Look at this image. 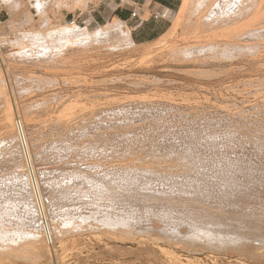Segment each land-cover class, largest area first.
<instances>
[{"label": "rangeland", "instance_id": "374dc122", "mask_svg": "<svg viewBox=\"0 0 264 264\" xmlns=\"http://www.w3.org/2000/svg\"><path fill=\"white\" fill-rule=\"evenodd\" d=\"M206 1L190 0L180 19L184 4L180 0L166 32L139 44L132 41L127 22L112 20L90 27L71 24L64 13L84 9L80 0L70 4L67 0H0V9L9 14L0 23V45L5 48L0 51L4 92H0V123L7 99L14 117L23 119L53 238V244L47 246L40 237L48 250L46 257L32 258V243L24 240L17 254L21 261L15 255L17 258L0 260V264H263L249 253L260 246L251 237L253 232L261 233L259 221H246L248 227L243 228L231 207L224 209L225 214L216 204L199 202L202 210L206 206L209 212H203L197 202L184 210L155 205V216L134 204L130 209L128 204H115L112 211L100 206L108 215L97 207L105 203L103 206L111 209L113 204L105 197L109 187L124 193L131 189L138 195L147 192L162 199L165 195L167 202L172 194L193 198L221 191L232 201L236 197L234 193L230 198L233 189L242 195L249 188H264V34L259 36L262 39L251 41L258 46L256 54L243 51L244 56L223 54L224 58L218 50H182L183 45L196 40L188 32ZM220 23L209 14L199 23L198 31H218ZM111 24H117L124 35L107 36L104 30ZM66 28L86 32L89 37L71 39ZM191 57L199 58L198 62ZM14 143L10 139L0 143V220L3 209L21 192L15 173L17 164L22 163L21 153L18 150L12 162L6 158ZM102 187L106 191L100 194L106 201L102 202V197L96 204L94 193L102 192ZM235 205L239 208L237 202L233 208ZM104 215L111 220L105 221ZM24 222L21 230L31 231L33 226ZM112 223L118 224L113 227ZM220 225H227L224 228L239 234L240 240L250 237L255 246L251 243L246 251L244 242L236 239L232 242L239 243L241 250L230 241H224L223 247L217 238L218 228L225 230ZM36 228L42 236L40 223ZM207 229L217 239L216 235L206 237L203 230ZM169 230L175 239L168 237ZM197 230L200 236L196 237L202 240L185 241L187 231ZM209 237L213 243L207 241ZM215 242L219 245L213 246Z\"/></svg>", "mask_w": 264, "mask_h": 264}, {"label": "bare ground", "instance_id": "6f19581e", "mask_svg": "<svg viewBox=\"0 0 264 264\" xmlns=\"http://www.w3.org/2000/svg\"><path fill=\"white\" fill-rule=\"evenodd\" d=\"M189 1L190 0H184V4H183V6H182V8H181V11H180V16H179V18L181 19V18H183L182 16L185 14V11H186V9H187V7H188V4H189ZM209 14H211V15H213V16H215L216 17V19L219 21V22H221L219 25H218V31H212V32H199L198 31V26H199V23L204 19V18H206V16H208ZM118 20H115V22H117ZM117 25V24H116ZM115 24H111V25H109L104 31H105V33L107 34V36H115V35H117V34H122V36L124 35L123 34V30L122 29H120V28H118V26H116ZM67 29V28H66ZM71 29V28H70ZM73 29V28H72ZM64 30V29H63ZM74 30V29H73ZM80 30V29H79ZM190 30V32H188V31H186V32H188L189 33V35L188 36H190V33H191V35H192V37L194 36V38H196V40H194V42L192 43V44H188L187 46H185V45H183V46H185V47H181V49L183 48H189L190 50H194V52H195V50H199V51H201V50H210V52L211 51H216V50H218L219 52H221L222 53V55L223 54H230L231 55V58L233 57V55H236V56H239L240 54H242V52L243 51H246L247 53L249 52V53H255L256 51H258V50H256L257 48L256 47H258V46H256V42L255 43H252L251 41H253V40H256L257 41V39H259L260 37V35L262 36V33L264 34V0H207L206 2H205V4L202 6V8H200V10L195 14V19H194V21H192V27L189 29ZM65 31V30H64ZM67 31H68V29H67ZM83 31V30H82ZM127 31V30H126ZM61 32V31H60ZM63 33V32H62ZM126 33V32H125ZM68 35H69V37H72L71 39H73V38H75V39H84V38H88L89 37V34L88 33H86V32H78L77 30L76 31H68ZM126 35V34H125ZM186 35V36H187ZM66 37V36H65ZM68 37V38H69ZM106 37V36H105ZM184 38V37H183ZM70 39V38H69ZM185 39V38H184ZM193 39V38H192ZM260 39H262V38H260ZM186 40V39H185ZM184 40V41H185ZM191 40V39H190ZM189 40V41H190ZM254 42V41H253ZM263 42V41H262ZM184 43V42H183ZM258 44V43H257ZM259 45V44H258ZM2 48H4L2 45H0V51L2 50ZM186 48V49H187ZM191 48H193V49H191ZM5 49V48H4ZM182 49V50H183ZM179 50V49H178ZM181 50V51H182ZM188 50V49H187ZM180 51V52H181ZM251 51V52H250ZM186 52V51H185ZM217 52V51H216ZM215 52V53H216ZM218 52V53H219ZM246 52H244V54H245V57H246ZM191 53V52H190ZM197 54V53H196ZM195 54V55H196ZM207 54V53H206ZM238 54V55H237ZM256 54V53H255ZM187 55V54H186ZM201 55V54H200ZM213 55V54H212ZM221 55V54H220ZM247 55H249V54H247ZM184 56V55H183ZM191 56V55H190ZM189 56V57H190ZM197 56V55H196ZM202 56V55H201ZM203 56H204V54H203ZM203 56H202V58H203ZM211 56V55H210ZM217 56H218V54H217ZM224 56V55H223ZM241 56V55H240ZM239 56V57H240ZM242 56H244L243 54H242ZM250 56H252V55H250ZM255 56V55H254ZM220 57V56H219ZM227 57V56H226ZM192 58V57H191ZM224 58H225V56H224ZM246 58H248V57H246ZM253 58V57H252ZM184 59V58H183ZM193 59V58H192ZM196 59V58H195ZM195 59H193V60H195ZM198 59L199 58H197V60H195V62L197 61L198 62ZM188 60V59H187ZM192 60V61H193ZM258 64V63H257ZM244 67V66H243ZM231 68V67H230ZM258 79V78H257ZM0 81H1V79H0ZM253 84V83H252ZM260 86V85H259ZM3 87V86H2ZM1 87V82H0V92H2V90L1 89H3ZM261 87V86H260ZM4 91V90H3ZM4 92H2V94H3ZM1 96V95H0ZM5 98V97H4ZM4 98H2V99H4ZM5 102H4V112H3V114H2V116H1V131H0V143H2V141L3 140H5V141H7V139H10L11 141H13V143L16 141V140H18V142L17 143H14V145L12 146V145H10V146H12V147H7L6 149L7 150H9V152L7 151V150H5V151H7L8 153H7V157L6 158H8V159H10V162H12L14 159H11L12 157H15L16 156V153L18 152V150L20 151V153H21V157H22V163L21 164H17V169H16V174H18V180H19V182H18V186H20V188H21V192L16 196H13L12 198V202H10V206H7V209H3V211H2V213H1V220H0V260H7V258L9 259H11V257H12V259H14V257L13 256H15V255H17L18 253H20V249H21V247H20V243H22V241H24V240H26V241H28V242H31L32 243V245H31V243H29L30 245H31V247H32V258H35V257H46L47 255H48V250L46 249V247L43 245V239H44V237H43V232H42V225H41V223L43 222V221H45L46 222V224L48 225V227H49V229L51 228L50 226H49V223H48V219H47V216H46V211H45V207H44V203H43V198H42V194H41V192H40V188H39V181H38V178H37V176H36V173H35V170H34V168H33V164H32V159H31V155H30V151H29V146H28V142H27V138H26V134H25V129H24V125H23V119H21V118H18V117H14V114L15 113H13V110H12V107L10 106V104H9V101L7 100V99H5L4 100ZM230 111V110H229ZM240 111V110H239ZM235 112V111H234ZM262 112V111H261ZM258 114V113H257ZM230 116V115H229ZM237 117V116H236ZM239 117V116H238ZM245 117V116H244ZM255 117V116H254ZM261 117V116H260ZM231 118V117H230ZM240 118V117H239ZM243 118V117H242ZM233 119H235L234 117H233ZM245 119V118H244ZM251 119V118H250ZM247 120V119H246ZM255 120V119H254ZM258 120V119H257ZM264 120V119H263ZM260 121V120H259ZM237 122V121H236ZM245 122L246 121H244V124H245ZM241 124V123H240ZM264 124V123H263ZM236 125V124H235ZM240 126V125H239ZM243 126H245V125H243ZM258 126V125H257ZM246 127V126H245ZM68 129H69V126L67 127ZM231 128H233V127H231ZM263 128V127H262ZM228 129V128H227ZM246 130V129H245ZM253 130V129H252ZM264 130V129H263ZM228 131V130H227ZM224 132V131H223ZM229 134V133H228ZM234 135V134H233ZM229 136V135H228ZM235 136V135H234ZM227 137V136H226ZM230 137V136H229ZM241 137V136H240ZM243 137V136H242ZM222 139V138H221ZM262 139V138H261ZM223 141V140H222ZM227 141H228V139H227ZM249 141V140H248ZM255 141V140H254ZM256 142V141H255ZM6 143H8V142H6ZM258 143H260V142H258ZM11 144V143H10ZM234 147V146H233ZM258 147V146H257ZM5 148V147H4ZM9 148V149H8ZM2 149H3V147H2ZM1 151V150H0ZM3 153H4V151H3ZM6 153V152H5ZM1 154V153H0ZM240 158V157H239ZM190 159V158H189ZM193 159V158H192ZM253 160V159H252ZM225 162V161H224ZM239 162V161H238ZM237 162V163H238ZM251 162V161H250ZM239 164V163H238ZM241 164V163H240ZM178 165H179V162H178ZM220 165V164H219ZM264 165V164H263ZM132 166V165H131ZM135 166V165H134ZM138 166H139V164H138ZM258 166H260V165H258ZM137 167V166H136ZM164 168L163 169H165L166 167L165 166H163ZM213 167V166H212ZM215 167V166H214ZM228 167V166H227ZM255 167H256V165H255ZM127 168H129V167H127ZM139 168V167H138ZM145 168V167H144ZM143 168V169H144ZM147 168V167H146ZM145 168V169H146ZM196 168V167H195ZM221 168V167H220ZM246 168V167H245ZM152 169V168H151ZM150 169V170H151ZM156 169V168H155ZM162 169V168H161ZM167 169V168H166ZM171 169V168H170ZM176 169V168H175ZM183 169V168H182ZM198 169V168H197ZM216 169V168H215ZM236 169V168H235ZM142 170V169H141ZM147 170H149L148 168H147ZM153 170V169H152ZM157 170V169H156ZM169 170V169H168ZM177 170H180V169H177ZM226 170V169H225ZM240 170V169H239ZM238 170V171H239ZM264 170V169H263ZM204 171V170H203ZM228 171V170H227ZM226 171V172H227ZM259 171V170H258ZM141 172V171H140ZM143 172V171H142ZM163 172V171H162ZM177 172V171H176ZM182 172V171H181ZM185 172V171H184ZM188 172V171H187ZM194 172V171H193ZM193 172H191V173H193ZM224 172V171H223ZM232 172V171H231ZM251 172V171H250ZM150 173V172H149ZM152 173H153V171H152ZM165 173V172H164ZM171 173V172H170ZM180 173V172H179ZM186 173V172H185ZM184 173V174H185ZM189 173H190V170H189ZM207 173H208V171H207ZM238 173V172H237ZM255 173H256V171H255ZM167 174H168V171H167ZM172 174V173H171ZM170 174V175H171ZM178 174V173H177ZM211 174V173H210ZM244 174V173H243ZM247 174V173H246ZM252 174V173H251ZM260 174V173H259ZM144 175H146V174H144ZM161 175V174H160ZM215 175H217V174H215ZM235 175V174H234ZM16 176V175H15ZM164 176H166V175H164ZM247 176V175H246ZM258 176V175H257ZM263 176V175H262ZM190 177V176H189ZM217 177V176H216ZM234 177V176H233ZM237 177V176H236ZM241 177V176H240ZM150 178V177H149ZM158 178H159V176H158ZM160 178H162L161 176H160ZM164 178H166V177H164ZM176 178V177H175ZM179 178V177H178ZM183 178V177H182ZM186 178V177H185ZM226 178H227V176H226ZM252 178V177H251ZM16 179V178H15ZM152 179V178H151ZM171 179L172 178H170V181H171ZM187 179V178H186ZM204 179V178H203ZM221 179V178H220ZM258 179H259V177H258ZM145 180V179H144ZM150 180V179H149ZM153 180V179H152ZM168 180V179H167ZM166 180V181H167ZM219 180V179H218ZM231 180V179H230ZM234 180V179H233ZM248 180V179H247ZM262 180V179H261ZM179 181V180H178ZM186 181V180H185ZM188 181V180H187ZM264 181V180H263ZM157 182V181H156ZM194 182V181H193ZM197 182V181H196ZM227 182V181H226ZM243 182H245V181H243ZM152 183V182H151ZM183 183V182H182ZM181 183V184H182ZM200 183H201V181H200ZM205 183V182H204ZM203 183V184H204ZM208 183V182H207ZM215 183V182H214ZM222 183V182H221ZM220 183V184H221ZM234 183V182H233ZM241 183V182H240ZM240 183H238V184H240ZM259 183V182H258ZM13 184V183H12ZM170 184V183H169ZM174 184V183H173ZM217 184V183H216ZM222 184H224V183H222ZM230 184V183H229ZM236 184V183H235ZM237 184V185H238ZM244 184V183H243ZM16 185V184H15ZM145 185V184H144ZM171 185V184H170ZM201 185V184H200ZM207 185V184H206ZM218 185V184H217ZM231 185V184H230ZM230 185H228V186H230ZM236 185V186H237ZM261 185H263V184H261ZM199 186V185H198ZM209 186V185H208ZM226 186V185H225ZM224 186V188H222V189H225L226 187ZM239 186V185H238ZM98 187H100V191H101V186H97V188ZM171 187H172V185H171ZM178 187V186H177ZM204 187V186H203ZM207 187V186H206ZM205 187V188H206ZM214 187V186H213ZM232 187V186H231ZM231 187H230V191H231ZM240 187V186H239ZM254 187V186H253ZM97 188H96V190H97ZM105 188V187H104ZM107 188H108V186H107ZM110 188V187H109ZM107 189L108 190V192H105L106 191V189H105V191L103 190V187H102V192H99V194L95 191V193H94V201H95V203L96 204H100L101 202H100V199L103 197L102 196V194H100V193H103V195H104V192H105V197H107L106 198V200L108 199V197H109V199L111 200V202H109L108 200H107V202H109L108 204H110V203H112L113 205L111 206V209H110V207L107 205V207H109V209H106V206L104 207L103 205H105V203H103V205H98L97 207L99 208L100 206H102L105 210H111L112 211V207H116V206H114L115 204L117 205V204H124V205H126V207H127V204H128V208L131 206L130 204H134V205H136V206H139V207H141L142 209H144V210H146L147 211V213L148 212H150V216H151V213L155 216V215H157L155 212H154V208H153V206H155V205H160V206H164V207H166L167 206V204L168 205H170L171 206V208H172V206L173 207H177L176 209L177 210H184L183 208H186L187 206H188V208L189 207H191L190 205L191 204H193V206H197V203H198V205L200 206L201 204H199V202L200 203H202L203 205H205V204H209V205H218V206H220L221 207V211L220 212H224L225 214L227 213V212H225V210L227 209H230V207L232 208V214L233 215H236L239 219H238V223L237 224H240V225H242L243 226V228L244 227H248V226H245L244 224L245 223H247L246 221H251V219H256L257 221H259V224L261 225L260 227H259V229L261 228V233L260 234H258V231H257V233L255 232H253V234H252V238H254L255 240H257V241H259V243H260V246L259 247H257L256 246V248H255V250H254V248H253V251L251 250H249V253H250V255H251V257H253V258H255V259H258V261H261L263 264H264V194H263V192H264V190H262V189H264V188H259L260 190H262L263 192H260V190H258V189H252V190H246L245 192H243L244 194H242V195H240V193L239 192H237L240 196H237V193L236 192H232L231 191V196H230V198L232 197V195L234 196V193L236 194V197L234 198V200H232V201H230L229 200V197L228 198H225L224 196H223V194L220 192V189H219V192L221 193H213V192H206V194L205 195H203L202 194V196L201 197H198V195H197V197H193V198H189V195L187 196H185V198L184 197H179L180 195H174L173 196V194L171 195L172 197L170 198L169 197V202H167L166 200H164V197H165V195L163 196V199H162V197H161V195H160V197L161 198H158L156 195L154 196V195H150V194H148L147 192H145V193H147V194H145L143 191H142V193H144V195H138V193L139 192H137V191H135L134 192V190L132 191V193L130 192V190H129V192H128V190H127V192L128 193H126V191H125V193L124 192H121V190L120 191H118V190H113V189ZM195 188V187H194ZM211 188V187H210ZM218 188V187H217ZM220 188V187H219ZM229 188V187H228ZM227 188V189H228ZM233 188V187H232ZM248 188V187H247ZM257 188V187H256ZM115 189V188H114ZM146 189H148L147 187H146ZM175 189H176V187H175ZM188 189V188H187ZM201 190V189H200ZM217 190V189H216ZM149 191V190H148ZM165 191V190H164ZM193 191V190H192ZM198 191V190H197ZM225 191V190H224ZM223 191V192H224ZM229 191V192H230ZM235 191V190H234ZM159 192V191H158ZM182 192V191H181ZM201 192V191H200ZM199 192V193H200ZM227 191H225L224 193H226ZM151 193H153L152 191H151ZM164 193V192H163ZM169 193V192H168ZM168 193H167V195H168ZM202 193V192H201ZM140 194V193H139ZM154 194H156L155 192H154ZM160 194H161V192H160ZM174 194H176V193H174ZM3 195V194H2ZM107 195V196H106ZM193 195V194H192ZM195 195V196H196ZM8 196H10V195H8ZM159 196V195H158ZM170 196V195H169ZM183 196V195H182ZM190 196H191V194H190ZM225 196H227V193H226V195ZM166 197H168V196H166ZM1 198V197H0ZM11 198V197H10ZM103 200H104V197L102 198ZM233 199V198H232ZM4 200V199H3ZM106 200H104V201H102V202H105ZM190 201H192V202H190ZM0 202H2V201H0ZM4 202V201H3ZM129 202V203H128ZM197 202V203H196ZM234 202H237V205H238V207L239 208H236V205H235V208H233V204H234ZM107 204V203H106ZM159 206V207H160ZM6 207V206H5ZM117 207H122V206H120V205H117ZM125 207V206H124ZM123 207V208H124ZM156 207V206H155ZM201 207V210H202V206H200ZM199 207V208H200ZM205 207V209L204 210H208V209H206V206H204ZM203 207V208H204ZM217 207V206H216ZM219 207V208H220ZM103 208H101V209H103ZM167 208V207H166ZM171 208H170V210H171ZM187 208V210H191L192 209V207H191V209H188ZM198 208V207H197ZM100 209V208H99ZM100 209V210H101ZM101 210V213H102V211H105V210ZM117 210H120V209H118V208H116ZM130 209V208H129ZM141 209V210H142ZM157 209V208H156ZM164 209V208H163ZM194 209V208H193ZM225 209V210H224ZM166 210V209H165ZM177 210H175V211H177ZM186 210V211H187ZM196 210V209H195ZM197 210H199V209H197ZM204 210H202L203 212H205ZM107 211H105L106 213V215H108L109 214V212H108V214H107ZM115 211V210H114ZM146 211H144V212H146ZM161 211H162V208H161ZM172 211H174V209L172 210ZM174 211V212H175ZM117 212H120V211H117ZM193 211H191V213H192ZM202 212V213H203ZM208 212H209V210H208ZM132 213V212H131ZM141 213V212H140ZM143 213V212H142ZM146 213V214H147ZM176 213V212H175ZM180 213V212H179ZM199 213V212H198ZM229 213V212H228ZM99 214V213H98ZM102 214H104V213H102ZM145 214V213H144ZM145 214V215H146ZM159 214V213H158ZM161 214V213H160ZM159 214V215H160ZM163 214V213H162ZM184 214V213H183ZM189 214V213H188ZM194 214V213H193ZM152 215V216H153ZM164 215H165V212H164ZM186 215V214H185ZM228 215H230V214H228ZM13 216H16V218L17 219H14V220H16V221H14L13 219H11ZM39 217V220H37L36 219V217ZM115 216V215H114ZM133 216V215H132ZM148 216H149V214H148ZM167 216H168V214H167ZM178 216V215H177ZM204 216V215H203ZM104 218V220L105 221H107V222H109L110 220H111V218H108V216H103ZM164 217V216H163ZM214 217V216H213ZM245 217H247V218H245ZM153 218V217H152ZM166 218V217H165ZM164 218V219H165ZM169 218V217H168ZM167 218V219H168ZM184 218H186V217H184ZM206 218V217H205ZM235 217H233V219H234ZM134 219H136V218H134ZM138 219V218H137ZM190 219V218H189ZM188 219V220H189ZM218 219V218H217ZM216 219V220H217ZM237 219V218H236ZM245 219V220H244ZM141 220V219H140ZM212 220V219H211ZM216 220H215V222H216ZM235 220V219H234ZM24 221H27V224H28V226H33L32 228V230L31 231H22L21 230V228H20V225H22V226H24V224H25V222ZM37 221H39V222H37ZM94 221V220H93ZM237 221V220H236ZM253 221V220H252ZM115 221H113V223H114ZM192 222V221H191ZM196 222V221H195ZM211 222V221H210ZM224 222V221H223ZM226 222H228V221H226ZM18 223H20V224H18ZM38 223H40V225H41V233H42V236L37 232V225H38ZM113 223H112V225H113ZM127 223V222H126ZM131 223V222H130ZM149 223V222H148ZM236 223V222H235ZM118 223H115L114 225L116 226ZM132 224V223H131ZM133 224H134V222H133ZM132 224V225H133ZM147 224V223H146ZM175 224H176V222H175ZM217 224V223H216ZM215 224V225H216ZM228 224V223H227ZM231 224H233V223H231ZM106 225V224H105ZM109 225V224H108ZM111 225V226H112ZM113 225V227H115ZM121 225V224H120ZM126 225V224H125ZM137 225H138V222H137ZM169 225V224H168ZM195 225V224H194ZM230 225V224H229ZM122 226V225H121ZM217 226H219L218 224H217ZM225 226H227V225H225ZM224 226V227H225ZM25 227V226H24ZM74 227V226H73ZM79 227V226H78ZM99 227H102V226H99ZM104 227V226H103ZM106 227V226H105ZM108 227V226H107ZM118 227H120V226H118ZM134 227V226H133ZM204 227V226H203ZM220 227H222L221 225H220ZM224 227H222L223 229H225V230H222V232L220 231V229L218 228V237H217V235L216 234H212V232L209 230V232L211 233V234H209L208 233V229L204 232V230H203V233H205V235H206V237L207 236H211V235H216L214 238L215 239H219L220 241L222 240V243H223V247H225L226 248V242H225V245H224V241H230V242H232V241H235L236 239H239V241L238 242H240L241 240H240V238H242V237H240L239 236V234H236V232H232L231 230H229L228 228H224ZM233 227V226H232ZM95 228H97V227H95ZM109 228H112V227H110L109 226ZM122 228V227H121ZM125 228V227H124ZM124 228H122V229H124ZM127 228H129V226L127 227ZM131 228V227H130ZM139 228V227H138ZM147 228V227H146ZM211 228V227H210ZM229 228H230V226H229ZM250 228V227H249ZM256 228V227H255ZM91 229H93V228H91ZM131 229H134V228H131ZM136 229V228H135ZM194 229V228H193ZM212 229V228H211ZM236 228L234 227V230H235ZM242 229V228H241ZM258 229V228H257ZM150 230V229H149ZM152 230H154L153 228L151 229V231ZM161 230V229H160ZM212 230H214V229H212ZM216 230H217V228H216ZM237 230H239V228L237 229ZM62 231V230H61ZM137 231V230H136ZM147 231V230H146ZM145 231V232H146ZM150 231V232H151ZM154 231H156V229L154 230ZM165 231H167V230H165V228H164V232ZM173 231V230H172ZM177 231V230H176ZM186 231V230H185ZM189 231V230H188ZM188 231H187V233H186V235H187V237H186V240L185 241H193L194 243L195 242H197L198 243V239H199V241L200 240H202L203 238H198V237H196L197 235L198 236H200V234L198 233V231H200V230H197V231H195L194 233H193V231H192V233H188ZM243 231V230H242ZM50 232H51V229H50ZM142 232V231H141ZM153 232V231H152ZM156 232H158V231H156ZM163 232V233H164ZM169 233H166L167 235H168V237L170 236L171 237V235H169L170 234V230L168 231ZM196 232L198 233V234H196ZM246 232V231H245ZM249 232V231H248ZM142 233H144V232H142ZM173 233H174V231H173ZM239 233V232H238ZM242 233V232H241ZM250 233H252L251 232V230H250ZM51 234H52V232H51ZM141 234V233H140ZM161 234H162V232H161ZM179 234V233H178ZM177 233H176V235H178ZM188 234H191V235H188ZM209 234V235H208ZM243 235H244V233H242ZM246 234V233H245ZM175 235V234H174ZM186 235H184V238H185V236ZM248 235V233L246 234V236ZM179 236H181V235H179ZM178 236V237H179ZM183 236V235H182ZM181 236V237H182ZM202 236H203V234H202ZM249 236V235H248ZM247 236V237H248ZM40 237H43V239L41 240V238ZM174 237H176V236H174ZM204 237V236H203ZM213 237V236H212ZM217 237V238H216ZM172 239H175V238H173V235H172V237H171ZM177 238V237H176ZM184 238H183V241H184ZM244 238H246V237H244ZM249 239H250V237H248ZM247 238V239H248ZM178 239V238H177ZM205 240H206V238H204ZM208 239H210V237L208 238ZM246 239V240H247ZM181 240V239H180ZM196 240V241H195ZM211 240H212V243L214 242L213 241V239H210V240H207V241H210L211 242ZM246 240L244 239V240H242L243 242H244V246H243V248H245V249H247L246 251H248V248L250 249V247L252 246V245H254L255 246V244H254V242H251V239L249 240V242H246ZM42 241V242H41ZM44 241H45V239H44ZM184 241V242H185ZM204 241V240H203ZM203 241H201V243L203 242ZM257 241H256V243H257ZM184 242H182V243H184ZM210 242H207V244H209ZM218 242V241H217ZM235 242H237V240L235 241ZM241 244H242V242H240ZM251 243H253L252 245H251ZM259 243H257V244H259ZM28 244V245H29ZM191 244V243H190ZM207 244H205V245H207ZM215 244H218L219 245V243H214V245L213 246H216ZM231 244V243H230ZM232 244H233V242H232ZM239 243H237L236 245H234V246H240V244L238 245ZM143 245V244H142ZM200 245V244H199ZM203 245V244H202ZM210 245H211V243H210ZM221 245V244H220ZM228 245V244H227ZM233 245H230V247L231 246H233ZM48 246V245H47ZM212 246V245H211ZM253 246V247H254ZM210 247V246H209ZM227 247H229V246H227ZM237 247H236V251H237ZM241 247H242V245H241ZM149 248V247H148ZM222 248V247H221ZM239 248V247H238ZM243 248H242V250H243ZM217 249V248H216ZM234 250H235V247L233 248ZM244 249V250H245ZM24 250V249H23ZM26 250V249H25ZM25 250H24V252H25ZM221 250V249H220ZM222 250H224V249H222ZM239 250H241L240 248H239ZM29 252V251H28ZM22 253V252H21ZM30 254V253H29ZM18 256V255H17ZM17 256H15V258H17ZM22 256H27L26 254H23ZM30 256V255H29ZM19 257V259H20V261H21V258H20V256H18ZM24 257V258H25ZM27 258V257H26ZM30 258V257H29ZM28 258V259H29ZM31 258V259H32ZM26 260V259H25ZM33 260V259H32ZM3 261H1V263H2ZM34 263V262H33Z\"/></svg>", "mask_w": 264, "mask_h": 264}, {"label": "crops", "instance_id": "0c3cea01", "mask_svg": "<svg viewBox=\"0 0 264 264\" xmlns=\"http://www.w3.org/2000/svg\"><path fill=\"white\" fill-rule=\"evenodd\" d=\"M70 4V1L67 0ZM84 9L65 11L64 17L83 26H96L118 20L131 25L134 43H146L162 36L169 27L180 0H80ZM136 12V16L132 13ZM148 14L147 18L141 16ZM156 16V18H154Z\"/></svg>", "mask_w": 264, "mask_h": 264}, {"label": "built area", "instance_id": "2783aa9c", "mask_svg": "<svg viewBox=\"0 0 264 264\" xmlns=\"http://www.w3.org/2000/svg\"><path fill=\"white\" fill-rule=\"evenodd\" d=\"M1 12H3V15L2 16H1ZM5 16L6 17L9 16V14L7 13V11L4 10V9H0V23H1L2 19H3V17H5ZM132 16H136V12H133L132 13ZM154 18H156V16H154ZM70 23L71 24H76L78 22L76 21V19H71L70 20ZM41 225H42V228L41 229H42V232H43V237L45 239L46 244L47 245H52L53 244V238H52V234L50 232V229H49L48 225L46 224L45 221H43L41 223Z\"/></svg>", "mask_w": 264, "mask_h": 264}]
</instances>
